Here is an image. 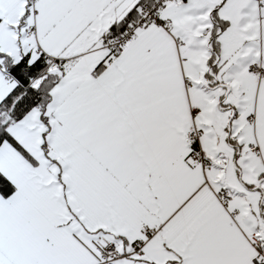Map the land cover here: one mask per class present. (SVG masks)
Instances as JSON below:
<instances>
[{
    "label": "snow or ice",
    "instance_id": "snow-or-ice-1",
    "mask_svg": "<svg viewBox=\"0 0 264 264\" xmlns=\"http://www.w3.org/2000/svg\"><path fill=\"white\" fill-rule=\"evenodd\" d=\"M0 264H264V0H0Z\"/></svg>",
    "mask_w": 264,
    "mask_h": 264
}]
</instances>
